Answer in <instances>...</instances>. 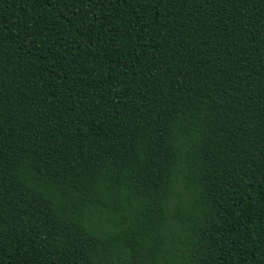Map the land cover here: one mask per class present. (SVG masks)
<instances>
[{
    "label": "trees",
    "instance_id": "trees-1",
    "mask_svg": "<svg viewBox=\"0 0 264 264\" xmlns=\"http://www.w3.org/2000/svg\"><path fill=\"white\" fill-rule=\"evenodd\" d=\"M0 264H264V0H0Z\"/></svg>",
    "mask_w": 264,
    "mask_h": 264
}]
</instances>
